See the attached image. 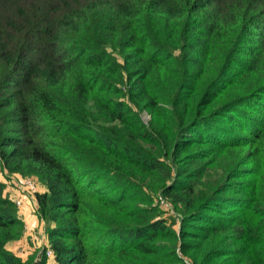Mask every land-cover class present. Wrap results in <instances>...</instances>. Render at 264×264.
I'll list each match as a JSON object with an SVG mask.
<instances>
[{
  "label": "trees",
  "instance_id": "16d2710c",
  "mask_svg": "<svg viewBox=\"0 0 264 264\" xmlns=\"http://www.w3.org/2000/svg\"><path fill=\"white\" fill-rule=\"evenodd\" d=\"M0 164L46 188L57 264H264V0H0ZM22 228L0 183V264Z\"/></svg>",
  "mask_w": 264,
  "mask_h": 264
},
{
  "label": "rangeland",
  "instance_id": "374dc122",
  "mask_svg": "<svg viewBox=\"0 0 264 264\" xmlns=\"http://www.w3.org/2000/svg\"><path fill=\"white\" fill-rule=\"evenodd\" d=\"M141 121L149 126V122L151 120L150 115L146 111L140 112ZM235 152V151H232ZM213 162L209 163L207 168L204 170L203 175L201 177H197L196 179V187L195 191L202 192L205 187H209L211 182H223L226 179L225 172L228 169L227 164L231 161L230 155H222L219 158H216ZM208 160V159H207ZM213 160V159H212ZM210 162V161H209ZM176 168V167H174ZM174 176V173H173ZM138 182H141L144 187V191L151 198L152 207L156 208V216L159 219H165L168 224L174 223V229L179 232L181 229V224L183 220V205L178 203H174L171 199L164 196L162 194V189L159 181L150 175H144L141 172L137 175ZM0 183L4 186V194L15 203L16 207V215L21 220L23 224V228L21 230V235L18 239L9 242L6 245V249L13 253L16 257L20 258L23 262H29L30 264H35L42 259L43 252L45 249L44 244L46 243V228L47 225L44 221H42L38 216V204L36 201L35 194L44 193L40 191L44 187V185L38 181L37 178L32 176H24L21 174L13 173L10 174L7 171L2 169L0 164ZM16 190V191H13ZM33 202H36L32 208L31 216L32 219L37 218L38 222L36 226L34 225V230L31 232L30 238L34 235L33 244L35 247L31 245L29 242V246L34 248L32 252L29 254H25L23 252L22 244L19 242L24 235L27 233V221L26 218L22 214V207L30 206ZM18 203V204H17ZM37 204V205H36ZM36 220V219H35ZM40 233H38L41 228ZM35 233V234H34ZM15 249L16 252L10 250ZM48 247V246H47ZM46 247V248H47ZM178 254L183 257L186 264H193L192 260L188 256H183L181 251L178 248ZM46 257V256H45ZM47 258V257H46ZM45 264H57L54 258H47Z\"/></svg>",
  "mask_w": 264,
  "mask_h": 264
},
{
  "label": "crops",
  "instance_id": "0c3cea01",
  "mask_svg": "<svg viewBox=\"0 0 264 264\" xmlns=\"http://www.w3.org/2000/svg\"><path fill=\"white\" fill-rule=\"evenodd\" d=\"M13 191H16V190H13ZM40 191H43L45 192L46 191V188L43 187L42 189H40ZM17 193V191H16ZM36 202H33L32 205L30 204V206H23L22 207V214L24 215V217L26 218L25 220L27 221V229H26V234L24 235V237L19 241L21 244H22V248H23V252H24V255L27 254V253H31L32 250H34V248L30 247L29 246V242L31 243V245L33 247H35V245L33 244V240H34V235H32V237L30 238V235H31V232L34 230V225L36 226L38 222L37 218L35 219H32L33 216H31V212H32V208L33 206L35 205ZM37 205V204H36ZM40 224V223H39ZM41 225V224H40ZM42 229V226L41 228L39 229L38 233H40V230ZM35 234V233H34ZM49 245L48 243V239L46 238V243L44 244L45 248ZM11 251L13 252H16L15 249H12V246L10 248Z\"/></svg>",
  "mask_w": 264,
  "mask_h": 264
},
{
  "label": "built area",
  "instance_id": "2783aa9c",
  "mask_svg": "<svg viewBox=\"0 0 264 264\" xmlns=\"http://www.w3.org/2000/svg\"><path fill=\"white\" fill-rule=\"evenodd\" d=\"M18 204V203H17ZM44 254H45V256L47 257V258H52L53 257V252H52V250L49 248V247H47L45 250H44Z\"/></svg>",
  "mask_w": 264,
  "mask_h": 264
}]
</instances>
